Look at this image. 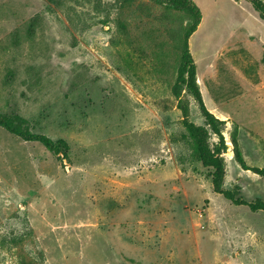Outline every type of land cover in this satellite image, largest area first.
Instances as JSON below:
<instances>
[{"label":"rangeland","instance_id":"obj_1","mask_svg":"<svg viewBox=\"0 0 264 264\" xmlns=\"http://www.w3.org/2000/svg\"><path fill=\"white\" fill-rule=\"evenodd\" d=\"M189 1L0 0V264H264V0Z\"/></svg>","mask_w":264,"mask_h":264},{"label":"trees","instance_id":"obj_2","mask_svg":"<svg viewBox=\"0 0 264 264\" xmlns=\"http://www.w3.org/2000/svg\"><path fill=\"white\" fill-rule=\"evenodd\" d=\"M164 3H166L168 6H170L173 9H178L180 11H191L192 13H198V11L195 10L193 5L189 0H161ZM197 25H195L192 30L190 31L189 34L193 33L196 29ZM188 34V35H189ZM187 36V40H188ZM186 40V46H185V52L183 55V66L180 70V75H179V82L181 85H185L187 89L192 92L194 95L196 101L198 102L199 106L201 107V110L206 117L209 125L213 128L214 132L218 134L221 138V140L224 142V136L222 134V131L218 127V123H224L223 121L218 120L205 106V103L203 101L201 92L198 88L197 85V80H196V65L191 57V54L189 53V47H188V42ZM0 124L10 131L14 132L15 134L23 137L25 140H39L41 141L44 145H46L48 148L54 151H58L57 144H55L52 140L46 137H36L34 136L30 130L29 127L26 125V120L22 118H16L11 119L8 116H0ZM233 142L235 144V151L236 155L238 156V159L244 168V170H251L255 172L258 175L264 176V168H250L248 167L244 160L241 158L240 155V150H239V145L237 141V137H233ZM62 143V142H60ZM203 162L208 164L207 160L203 159ZM215 167V172L213 174V185H214V191L218 194L223 195L226 199L232 201L236 205H245L248 206L253 212L257 211H262L264 212V201L262 199H258L255 202L249 203L243 199L237 198L236 195L231 192V191H226L223 189L222 186V181H223V168L222 164L220 161H217L215 164H213ZM21 239L15 238L12 241H20Z\"/></svg>","mask_w":264,"mask_h":264}]
</instances>
